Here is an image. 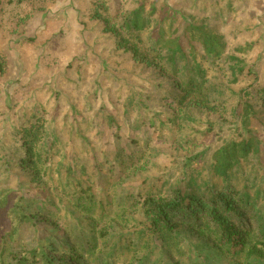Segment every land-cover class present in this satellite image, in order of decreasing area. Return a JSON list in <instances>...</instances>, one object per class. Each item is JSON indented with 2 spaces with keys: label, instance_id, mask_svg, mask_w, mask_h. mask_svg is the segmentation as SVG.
Here are the masks:
<instances>
[{
  "label": "trees",
  "instance_id": "obj_1",
  "mask_svg": "<svg viewBox=\"0 0 264 264\" xmlns=\"http://www.w3.org/2000/svg\"><path fill=\"white\" fill-rule=\"evenodd\" d=\"M129 1L90 0L86 17L113 40V51L129 56L141 74L152 72V89L162 97L173 134L195 123L203 112L224 118L228 82L241 87L254 75L247 58L253 46L229 54L226 36L210 24L229 18L212 3L202 8L203 0H187L188 6L192 2L196 11L210 16H196L191 10L189 14L186 7L182 15L188 14L190 21L181 25L176 14L158 17L157 8L149 11L140 2L132 8ZM215 1L222 6L221 0ZM224 2L228 15L241 10L235 0ZM6 72L0 60V76ZM59 95L52 96L53 103H66ZM238 95L233 114L241 116L248 130L249 115H256L249 100L252 93L243 88ZM151 100L138 94L118 109L129 117L135 110L148 111ZM87 105L84 113L74 103L62 112L60 105L51 112L45 106L22 110L17 122L7 123L12 135L5 120L0 121V264H264V235L242 226L256 203L230 186L213 189L208 183L202 187L194 177L179 178L190 174L203 152L191 156L190 144L175 139L168 140L165 150L149 142L141 147L134 138H127V148L121 147L118 131L111 142L95 147L81 135L82 121L88 132L96 130V137L104 139L107 130L122 128L120 111L113 110L115 115L103 105ZM8 107L0 106V119ZM62 113L67 121L59 127ZM137 125L134 122L131 129ZM149 125L158 128L154 120ZM164 125L162 120L160 128ZM248 134L216 152L215 176L227 182L235 168L261 151L260 139ZM116 140L114 151L110 145ZM160 158L169 162L158 164ZM134 181L140 184L134 187ZM61 214L67 217L63 227ZM23 231L33 233L30 243L19 240Z\"/></svg>",
  "mask_w": 264,
  "mask_h": 264
},
{
  "label": "rangeland",
  "instance_id": "obj_2",
  "mask_svg": "<svg viewBox=\"0 0 264 264\" xmlns=\"http://www.w3.org/2000/svg\"><path fill=\"white\" fill-rule=\"evenodd\" d=\"M188 1L130 0L128 4L135 8V3L140 2L149 11L155 7L158 17L173 18L177 15L181 25H184L186 20L190 21L187 13L184 15L186 18L182 15L186 10L189 14L190 10L195 11L193 14L196 16L200 13L205 17L210 16L207 12L198 11L199 9L196 11L192 2L188 6ZM19 2L0 0V60L6 63L7 70L0 76L2 88L0 106L1 108L10 106L8 107L10 110L2 115L0 121L5 120V124L8 121L17 122L19 112L22 110L30 112L42 106L50 112L54 111L57 105L62 107L59 112L64 108L68 111L69 103L78 104V109L83 113L88 107L87 103L95 108L103 105L108 112L114 113L113 110L116 111L118 106L124 108L132 96L140 94L145 99L149 96L152 100L148 104V111L135 110L128 117L125 116L124 110L118 109L120 111L117 112L118 122L122 127L120 130L115 127L107 130L103 139L102 136L96 137L98 134L96 130L88 132L87 124L82 121L81 135L93 142L92 145L95 147L101 145L103 141L111 142L117 131L121 136V147H126L127 138L138 140L141 147L147 146L149 142L152 146L164 150L167 149V143L171 142L168 140L185 141L192 147L191 156L197 157L203 152L204 158L198 159L190 174L187 176L181 174L179 178L191 180L194 177L192 180L202 187L208 183L213 189L230 186L238 190L248 201L256 203V209L252 211L249 219L247 215L242 226L248 224L246 226L252 228L257 236L264 235V0H235L241 10L231 15L225 12L224 0H221L222 6L215 4V0H203L202 8L212 3L229 18L228 22L214 19L210 24L214 30L226 36L230 55L239 47H246L249 50L253 46V51L247 53V58L250 66L254 67V75L246 78L241 87L228 80L224 81L229 83L225 91L229 90L231 93L223 97L228 99L225 100L228 113L224 118L203 112L196 116L195 123H186L183 130L177 134H173L175 131L172 132V127L167 124L168 115L162 97L152 89L153 82L150 81L152 72L145 71L141 74L129 56L113 51V40L100 34L96 29V22L86 17L91 11L90 0ZM205 68L209 74L213 72L208 63H205ZM243 88H248L252 93L249 100L256 114L249 115L250 123L246 126L248 130H244L241 116L233 114V109L238 105L240 98L238 94ZM57 92L66 103L60 101L53 103L52 96ZM48 100L51 101L47 103ZM148 113H155L157 117L153 118ZM65 115L62 113L59 118V127H63L67 121L63 118ZM141 117L145 122H141ZM100 119L96 118L98 127L102 123ZM153 120L158 128L149 125ZM162 120L166 125L160 128ZM134 122L139 125L131 129ZM79 123L76 124L77 128L80 127ZM8 125L7 131L10 133ZM248 132H251L252 138L260 139L261 151L235 168L227 182L215 176L212 160L216 152L233 138L241 139L247 136L249 138ZM74 136L76 141H80L79 135ZM62 140L68 141V136ZM113 143L110 146L115 151L117 140ZM138 147L136 153L139 151ZM168 160L160 158L155 161L166 165ZM176 172H182V169ZM139 184V181H134L132 186L136 187ZM50 195L57 199L54 194ZM61 216L62 221L59 225L63 227L67 217L63 214ZM0 220L1 228L4 218L0 216ZM18 238L21 239V243H30L33 240V233L23 231ZM67 239L72 241L73 236H67Z\"/></svg>",
  "mask_w": 264,
  "mask_h": 264
}]
</instances>
